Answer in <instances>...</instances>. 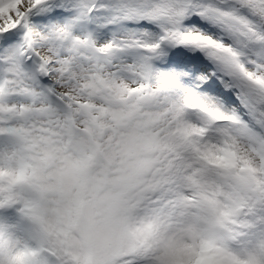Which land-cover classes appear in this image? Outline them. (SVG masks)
<instances>
[{
    "label": "snow or ice",
    "instance_id": "6c2138e0",
    "mask_svg": "<svg viewBox=\"0 0 264 264\" xmlns=\"http://www.w3.org/2000/svg\"><path fill=\"white\" fill-rule=\"evenodd\" d=\"M0 264H264V0H0Z\"/></svg>",
    "mask_w": 264,
    "mask_h": 264
}]
</instances>
